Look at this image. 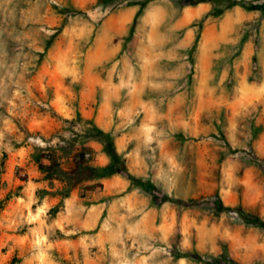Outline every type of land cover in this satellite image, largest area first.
<instances>
[{
  "label": "rangeland",
  "instance_id": "obj_1",
  "mask_svg": "<svg viewBox=\"0 0 264 264\" xmlns=\"http://www.w3.org/2000/svg\"><path fill=\"white\" fill-rule=\"evenodd\" d=\"M193 1L0 0V264H264V0Z\"/></svg>",
  "mask_w": 264,
  "mask_h": 264
},
{
  "label": "crops",
  "instance_id": "obj_2",
  "mask_svg": "<svg viewBox=\"0 0 264 264\" xmlns=\"http://www.w3.org/2000/svg\"><path fill=\"white\" fill-rule=\"evenodd\" d=\"M206 10H208V6L206 4H200L197 7H186L183 10L180 9L176 12L177 16L174 19L173 24L180 28H184L190 22L200 17L202 15V12ZM174 12L175 11L170 10L167 5L162 4L161 2L158 3V1L150 5L142 19V27L147 31L146 35L148 36V40H152L150 42L158 40L155 42L156 44L160 46L164 44V41H161L160 30H164V25L166 24L168 14ZM133 14L134 11L126 9L119 12L118 14H114L108 17L102 23V35H111L112 33H115L117 27H123L126 21L128 19H131ZM248 17H250V15L243 12L239 8H234L228 11L225 14L224 18L217 24L211 23L208 26V31H210L209 33L212 34L213 37L222 38L225 42H228L236 26L241 24L242 21L247 19ZM216 44L219 45V42H217ZM16 161L18 163L21 162V158H17Z\"/></svg>",
  "mask_w": 264,
  "mask_h": 264
},
{
  "label": "trees",
  "instance_id": "obj_3",
  "mask_svg": "<svg viewBox=\"0 0 264 264\" xmlns=\"http://www.w3.org/2000/svg\"><path fill=\"white\" fill-rule=\"evenodd\" d=\"M202 1L203 0H194L192 2V4H197V3H200ZM108 152H109L110 157L112 158V160L115 159L116 154H115L114 150H112L111 145H109V144H108ZM105 169H107L108 171H113V172L116 171V167H115L114 163H111ZM254 225L257 226V227H260V228L264 229V222L262 220H260V219H258Z\"/></svg>",
  "mask_w": 264,
  "mask_h": 264
}]
</instances>
